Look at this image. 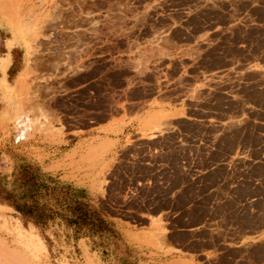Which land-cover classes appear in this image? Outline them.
<instances>
[{
    "label": "rangeland",
    "instance_id": "1",
    "mask_svg": "<svg viewBox=\"0 0 264 264\" xmlns=\"http://www.w3.org/2000/svg\"><path fill=\"white\" fill-rule=\"evenodd\" d=\"M0 27V203L40 163L108 217L150 220L141 236L177 231L196 264H264V0H0ZM106 121L122 140L68 141ZM69 233L0 208V264L129 260Z\"/></svg>",
    "mask_w": 264,
    "mask_h": 264
},
{
    "label": "crops",
    "instance_id": "2",
    "mask_svg": "<svg viewBox=\"0 0 264 264\" xmlns=\"http://www.w3.org/2000/svg\"><path fill=\"white\" fill-rule=\"evenodd\" d=\"M3 28V27H0ZM18 40V39H17ZM16 40V37L12 39V50H15L19 48ZM7 54V53H6ZM4 60V64L0 62V87L5 89L6 86H10L8 82V70L13 65V60L11 57H9V54L5 57H0V60ZM24 73V71L20 74V76ZM20 76L17 80L20 79ZM11 87V86H10ZM8 105H4L3 112L7 110ZM147 120V119H146ZM117 126V123H113V121H106L103 123H100L99 125L95 127H91L88 129H84L81 131H76L73 134L69 135L68 141H76V144L79 142L85 143L86 141H90L93 138L100 137L103 140L108 138L113 141H120L122 140L123 134H120L118 136L113 134H105L106 131L109 132L111 128H115ZM148 130V126L146 121L142 125V127ZM141 127V128H142ZM121 130L125 133L126 131H131V128L129 127H123ZM154 131L153 133H155ZM75 144V145H76ZM72 150L70 148L68 151ZM57 159V158H56ZM55 162V161H54ZM51 165V164H50ZM38 169H40L41 172H50L47 171V168L42 166L40 163L38 165H35ZM49 167V165H47ZM50 175L55 174V172L49 173ZM56 174L60 175L59 177H56L58 179H61L64 183L77 186L78 188L86 189L89 193H91L89 190L91 189V185L89 183H85L86 179H83V181H74L69 179L68 181L63 180V176L61 175V171H57ZM53 176V175H52ZM83 183V184H82ZM0 208H6V209H12V207L9 204H3L0 203ZM99 218L98 221L99 224L97 226V229L100 233L95 232H87L83 235L76 234V231L73 227L70 225H67V228L69 229V237L70 242L73 244L75 243L76 246L82 247V251L84 254H92L90 252H99L103 257L109 252L112 251L115 246L119 247L122 251L120 259L127 260L124 263L121 261L118 262H102V264H196L190 260L192 258L198 259V257L201 256H207L206 253H204L201 250H190L187 248H184L180 243H178L173 238L176 236L174 230H170L171 233L168 234V238L165 239L163 242L162 238L165 236V232L167 230L164 228V232L160 234L158 233H152L149 236H141L139 234H142L146 232V229H148L151 225V221L148 220V225L146 226V229L141 228H135L133 224H128L127 220H123L121 218H117L115 216H109L104 213L103 211L99 210ZM159 217V216H158ZM102 221V223H101ZM183 232L191 233L192 229H182ZM117 233L119 235H117ZM117 235V236H116ZM136 241H140L144 244H148L149 246L156 248V249H150L149 247L143 245L142 243H138ZM75 239V240H74ZM76 241V242H75ZM162 241V242H161ZM162 245L164 246L163 249ZM159 249V250H158ZM126 250L129 251V255L126 254ZM214 252V251H212Z\"/></svg>",
    "mask_w": 264,
    "mask_h": 264
},
{
    "label": "trees",
    "instance_id": "3",
    "mask_svg": "<svg viewBox=\"0 0 264 264\" xmlns=\"http://www.w3.org/2000/svg\"><path fill=\"white\" fill-rule=\"evenodd\" d=\"M261 147L264 149V141ZM32 166L26 160L16 165L12 174L14 188L11 191L2 190L6 203L36 224L61 219L73 227L78 235L95 231L100 233L97 229L99 211L91 205L86 189L66 184ZM213 167L210 166V169Z\"/></svg>",
    "mask_w": 264,
    "mask_h": 264
},
{
    "label": "bare ground",
    "instance_id": "4",
    "mask_svg": "<svg viewBox=\"0 0 264 264\" xmlns=\"http://www.w3.org/2000/svg\"><path fill=\"white\" fill-rule=\"evenodd\" d=\"M17 125L19 126V128L22 130V133H23V125H22V120L21 118H18L17 119ZM25 132V131H24ZM21 134V133H20ZM23 134L20 135V137H22Z\"/></svg>",
    "mask_w": 264,
    "mask_h": 264
}]
</instances>
